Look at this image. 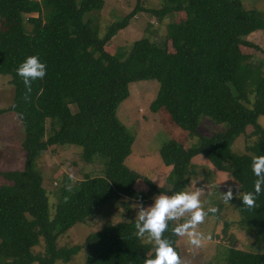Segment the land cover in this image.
Segmentation results:
<instances>
[{
	"label": "trees",
	"instance_id": "16d2710c",
	"mask_svg": "<svg viewBox=\"0 0 264 264\" xmlns=\"http://www.w3.org/2000/svg\"><path fill=\"white\" fill-rule=\"evenodd\" d=\"M159 8H147L146 0L123 19L112 22L103 36L95 20L85 14L101 10L105 0H0V74L10 75L13 102L0 107V115L12 110L25 131L23 169L3 172L10 183L0 185V264H56L69 261L81 245L60 247L59 237L76 223L98 213L122 196L145 200L135 188L139 180L149 194L183 190L192 176L193 158L204 155L218 170L228 172L244 191L255 177L252 156L264 154V60L254 63L243 51L258 47L248 36L264 29V15L247 9L242 0H162ZM138 12L164 19L166 38L152 41L143 36L124 55L106 45ZM124 50V48H119ZM29 55L46 63V75L32 82L27 92L16 75L17 66ZM159 82L151 110L165 109L172 120L199 143L188 146L171 139L160 155L172 167V187H158L132 170L126 159L133 135L117 115L130 96V84L139 80ZM226 123L225 132L204 135L201 116ZM248 126L256 138L246 153L233 145ZM82 147L87 162L100 160L102 175H86L79 183L61 189L53 218L39 159L51 146ZM241 223L264 238V192L248 208L239 204ZM133 221H119L90 233L86 264H144L153 255L150 243L137 238ZM176 222H171L175 226ZM177 248L179 237L163 233ZM43 251L35 252L40 244ZM224 264H264V253L229 248Z\"/></svg>",
	"mask_w": 264,
	"mask_h": 264
},
{
	"label": "rangeland",
	"instance_id": "374dc122",
	"mask_svg": "<svg viewBox=\"0 0 264 264\" xmlns=\"http://www.w3.org/2000/svg\"><path fill=\"white\" fill-rule=\"evenodd\" d=\"M247 9L257 8L264 15V0H242ZM162 0H146L147 8H159ZM136 5V0H105L101 10H93L85 14V19L91 18L99 25V33L104 35L109 25L123 19ZM176 15H168L159 19L148 12H138L130 20V24L107 43L106 49L115 54L124 55L133 41L148 36L152 41L166 38L168 24ZM248 39L258 47L243 49L254 63L264 60V29L255 31ZM119 48H124L120 50ZM159 82L146 79L130 84V96L119 106L117 115L133 135L132 152L126 159V164L132 170L148 177L157 185L172 187V167L167 166L160 155L162 145L171 140L180 141L188 146L199 143V137H190L171 118L163 108L154 112L151 103L156 98ZM14 86L10 75L0 74V107L7 109L13 102ZM259 123L264 127V115L259 117ZM226 123H216L206 115L201 116L199 131L204 135L225 132ZM254 128L248 126L246 133L238 137L233 145L237 153H246L255 136ZM25 137L23 124L15 111L7 110L0 115V185L10 183L3 172L23 169L26 151L22 147ZM82 147L69 144L51 146L39 159L38 166L43 173L44 186L49 197V216L54 217L60 201L62 188L81 182L86 175H102L104 165L100 160L87 162L82 156ZM69 173L75 178L69 180ZM226 179V180H225ZM225 180V181H224ZM238 184L228 172L218 170L207 158L198 154L193 158L192 176L184 185L195 190L202 188L201 200L205 210L215 206L217 212L209 213L198 225V231L203 233L202 245L195 248L188 245L185 237H179L178 245L184 264H224L229 248L264 253V238L255 229L241 223L239 204L241 200L235 195ZM233 185L234 195L229 203L222 200V192ZM135 188L147 194L145 200L122 196L110 201L98 213L88 217L84 222L76 223L58 239L60 247L81 245V249L69 260H59L56 264H86L88 248L84 245L90 233L103 229L106 225L119 221L135 222L136 209L133 205L142 203L147 206L152 203L155 193L149 194V186L143 180L137 181ZM244 191L242 186L239 189ZM214 193L208 196V192ZM178 223L177 221H175ZM142 241L147 242L146 239ZM149 243V242H147ZM43 243L37 246L35 252L43 251Z\"/></svg>",
	"mask_w": 264,
	"mask_h": 264
},
{
	"label": "clouds",
	"instance_id": "9594fccd",
	"mask_svg": "<svg viewBox=\"0 0 264 264\" xmlns=\"http://www.w3.org/2000/svg\"><path fill=\"white\" fill-rule=\"evenodd\" d=\"M46 63L38 55H29L17 66L16 75L23 81L27 92H31L32 82L43 79L46 75ZM251 173L255 177L250 191H240L241 185H235V195L239 197L243 206L252 208L256 198L264 192V154L255 155L250 160ZM69 180L75 178L69 173ZM226 180V179H225ZM224 180V181H225ZM158 187L160 185L158 184ZM233 185H229L222 192V200L226 203L232 199ZM202 188L159 192L152 197V203L144 206L142 203L133 205L136 209L134 235L139 239H146L151 245L153 255L146 257L144 264H184L182 257L173 242L163 233L170 231L177 237H185L188 245L199 248L202 245L203 233L198 231L205 217L215 214V206L203 207L201 200ZM214 193L208 192V196ZM177 221L175 226L171 222Z\"/></svg>",
	"mask_w": 264,
	"mask_h": 264
}]
</instances>
